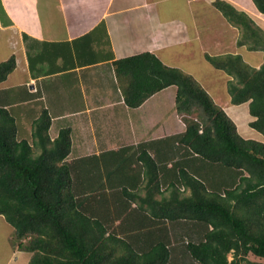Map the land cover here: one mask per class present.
<instances>
[{
  "label": "trees",
  "instance_id": "trees-1",
  "mask_svg": "<svg viewBox=\"0 0 264 264\" xmlns=\"http://www.w3.org/2000/svg\"><path fill=\"white\" fill-rule=\"evenodd\" d=\"M253 3L264 15V0ZM213 4L240 27L238 44L264 51V30L245 11L227 0H214ZM94 33L80 40L91 43ZM84 46L92 51L89 44ZM57 54L45 46L35 56L28 55V60H48L52 66ZM76 55L85 64L99 59H86L78 47ZM205 58L231 76L227 82L230 102H248V112L254 117L248 124L264 137V58L257 67L240 54L206 53ZM112 65L123 100L130 108L174 85L175 108L186 123L181 142L205 162V167H224L233 176L224 181L221 173L207 184L182 168L180 181L189 188V194L183 195L176 187L161 200L147 196L149 193L140 197L147 214L134 230L145 239L133 241L131 235H120L133 230L132 225L121 224L123 209L114 207L117 210L113 214L110 201L100 204L95 198L99 192L85 187L88 171L78 169L76 161L66 160L71 151L70 126L60 127L51 139V115L41 102L37 114L32 109L26 112L30 138L20 137L24 127L11 110L0 105V215L12 226L13 244L32 253L27 264H264L248 258L250 253L264 259V141L241 136L234 121L192 75L164 64L152 52L115 59ZM15 66L14 54L0 62V84ZM139 158L150 176L145 189L159 192L154 158L146 150ZM108 172L111 182L113 175ZM103 175L96 179L103 180ZM120 189L128 198L136 195L126 186ZM121 200H114V205L119 207ZM151 217L159 222H178L195 233L172 242L165 229L153 226Z\"/></svg>",
  "mask_w": 264,
  "mask_h": 264
},
{
  "label": "crops",
  "instance_id": "crops-1",
  "mask_svg": "<svg viewBox=\"0 0 264 264\" xmlns=\"http://www.w3.org/2000/svg\"><path fill=\"white\" fill-rule=\"evenodd\" d=\"M168 1L0 0V62L12 54L16 59L14 70L0 84V105L11 110L21 126H27L26 112L32 109L37 114L42 102L51 115L48 131L51 139L60 127L70 126L71 151L66 160L76 161L78 169L88 171L84 176L85 187L99 192L95 198L100 204H104L106 199L110 201L109 209L113 214L118 208L123 209L119 215L123 221L121 224L129 228L132 225L133 230L120 235H131L132 240L138 242L145 237L136 235L134 226L140 224L147 214L140 197L149 193L147 196L161 200L176 187L183 195L189 194V188L180 181L182 168L207 184L221 173L224 181L233 176L224 167H205V162L181 142L186 123L175 108L174 85L155 92L136 108L128 107L123 100L112 65L115 59L152 52L164 64L185 71L186 59L193 58L198 50L203 57L206 53L212 56L240 54L239 48L245 45L238 44L241 31L231 22L227 27L228 34L223 30L220 39L211 31L204 34L203 19L197 16L205 15L201 9L207 6L204 0H199L202 6L195 4L197 0H180L183 5L178 7L161 6ZM229 2L236 4L238 10L245 11L238 0ZM2 15L8 20H1ZM93 30L91 43L80 40ZM74 41H78L77 45ZM85 44H89L92 51ZM45 46L58 52L52 66L48 60L35 62L33 59L29 62L28 55L35 56ZM76 46L86 59L93 56L99 59L91 64L80 62ZM207 48L214 50L208 52ZM217 70L220 71L219 79L226 83L231 79L224 70ZM214 101L234 121L241 136L254 139H257L254 136H263L249 124L246 123V128L244 126L245 117L254 119L248 112L247 102L232 104L229 94L221 103ZM105 111H108L110 119L99 128L100 122H105L104 116L100 119ZM83 113L85 115L80 116ZM142 150L148 151L158 166L159 192L145 189L150 176L139 158ZM108 171L113 175L111 182L107 179ZM98 174H104L103 180L96 179ZM123 186L136 195L130 198L122 195L120 188ZM118 198L123 199L119 207L114 205ZM0 218L4 220L2 215ZM151 222L154 227L165 229L164 234H168L172 242H179L188 233H195L193 228L182 227L178 222H159L152 217ZM12 250L16 251V248L13 246ZM20 254L23 255L21 259L26 257L28 260L27 252ZM11 258L12 255L4 264H13Z\"/></svg>",
  "mask_w": 264,
  "mask_h": 264
},
{
  "label": "rangeland",
  "instance_id": "rangeland-1",
  "mask_svg": "<svg viewBox=\"0 0 264 264\" xmlns=\"http://www.w3.org/2000/svg\"><path fill=\"white\" fill-rule=\"evenodd\" d=\"M197 1L198 2H196L195 4L197 6H202L201 2H199V0ZM204 1H205V4H207V6H204L201 9L203 10V13L205 12V15H202L203 18L201 14L197 15L198 17L203 19L202 20V31L204 32L205 35L207 32L209 33L211 31L213 32L215 37L220 39L221 36L223 37V30H224V33L227 31V34H228L227 27H229L230 21L222 14V12L219 9L216 8V6L213 4L214 0H204ZM227 1L229 2V0ZM238 1L242 3L243 7L245 8V12L253 19L254 23L258 27L264 30V15L257 11L253 3V0H238ZM166 4H169V6L176 5L177 7L180 5H183V3L180 0H171V1L169 0L167 3L161 6H165ZM162 13L166 14V12H162ZM188 19L189 18L185 20H188ZM1 20L5 22L6 20H8V18L2 15ZM198 25L200 24L198 23ZM205 25H207L209 30L206 28ZM235 26L237 27V29L241 31L240 27H238L237 25ZM214 30H216L215 33H214ZM213 50L214 49H209V48L206 49V51L208 52H213ZM238 52L242 55V57H244V59L246 60L247 63H249V65L254 66V67L259 66L262 63L263 58H264V51L249 50L247 48V45H244V47L239 48ZM184 67L187 68L185 71H188L190 75H192L199 83H201L202 86L208 91V93L211 95V97L214 100H217L218 102L221 103L223 102L224 98L227 97L228 91H227L226 81H224L223 79H219L220 71L215 69L210 64V62L207 61L205 57H203V55L201 54L199 50L196 51L193 58H191L190 60L188 58L186 59V66ZM66 80L69 81L68 78ZM247 105H248V102H247ZM83 115H85V113L81 114L80 116H83ZM102 116L105 117V122L99 121L101 124L99 125V128H102V123L105 124L110 119V115L108 114V111L102 112L100 115V119ZM250 120L251 118L246 119L245 117V120L243 121L245 123L244 124L245 128H246V125L249 123L248 121ZM25 123L27 124V122ZM23 127L24 129L22 130V132H20L21 134L20 137L30 138L31 126L29 127V124H28L27 126L24 125ZM241 131L242 133L244 132L243 127H241ZM254 137H257L258 140L260 139L264 141L263 136H254ZM11 231H12V226L5 219L3 220L2 218H0V264L6 263L10 255H12L11 260L13 264H18V262H20V264H27L28 260L26 259V257L22 259L20 257V256L23 257V255L20 254L22 253V251L18 249L17 245L13 244L12 237H11ZM13 246L14 248H16V251L12 250ZM31 254H32L31 252H27L28 258L29 256H31ZM227 258L231 259L232 254L228 253ZM248 258L250 260L264 262V259L258 258L250 253L248 254Z\"/></svg>",
  "mask_w": 264,
  "mask_h": 264
},
{
  "label": "bare ground",
  "instance_id": "bare-ground-1",
  "mask_svg": "<svg viewBox=\"0 0 264 264\" xmlns=\"http://www.w3.org/2000/svg\"><path fill=\"white\" fill-rule=\"evenodd\" d=\"M179 91V90H178ZM91 187V186H90ZM190 240V239H189ZM195 242V241H194Z\"/></svg>",
  "mask_w": 264,
  "mask_h": 264
}]
</instances>
